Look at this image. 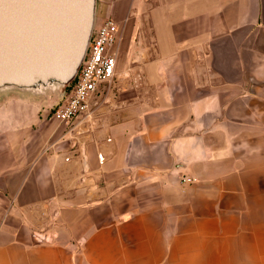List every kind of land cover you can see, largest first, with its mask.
Returning <instances> with one entry per match:
<instances>
[{
    "label": "crops",
    "instance_id": "crops-1",
    "mask_svg": "<svg viewBox=\"0 0 264 264\" xmlns=\"http://www.w3.org/2000/svg\"><path fill=\"white\" fill-rule=\"evenodd\" d=\"M108 19L87 120L0 102V264H264V0H97Z\"/></svg>",
    "mask_w": 264,
    "mask_h": 264
},
{
    "label": "water",
    "instance_id": "water-1",
    "mask_svg": "<svg viewBox=\"0 0 264 264\" xmlns=\"http://www.w3.org/2000/svg\"><path fill=\"white\" fill-rule=\"evenodd\" d=\"M97 0H0V90L46 92L75 81Z\"/></svg>",
    "mask_w": 264,
    "mask_h": 264
},
{
    "label": "built area",
    "instance_id": "built-area-1",
    "mask_svg": "<svg viewBox=\"0 0 264 264\" xmlns=\"http://www.w3.org/2000/svg\"><path fill=\"white\" fill-rule=\"evenodd\" d=\"M119 26L111 19L94 28L90 45L74 86L67 101L53 109L49 118L72 124L87 120L92 114L95 97L110 84L116 69V55L111 51L118 40ZM103 160L102 156H99ZM196 178L184 176L183 183H194ZM35 240L51 243L53 237L45 232H36Z\"/></svg>",
    "mask_w": 264,
    "mask_h": 264
},
{
    "label": "rangeland",
    "instance_id": "rangeland-1",
    "mask_svg": "<svg viewBox=\"0 0 264 264\" xmlns=\"http://www.w3.org/2000/svg\"><path fill=\"white\" fill-rule=\"evenodd\" d=\"M73 86H74V82H72L67 87L60 86V87L55 88L53 90H48L44 93H43V91L39 92L36 90H20V89L6 88L3 90H0V102L1 103L4 102L3 100L7 99L10 96L17 95L19 97V96L25 95L26 97H31L33 102L37 103L39 105V107L41 108V110H43V103H45V102H43V98H44V101L45 100L48 101L46 104L48 105L47 109L50 110V112H49V114H50L53 111V109L57 108V106L60 105V103L58 105H53V104H55L54 101L57 98L62 99L63 102H64V100L67 101L68 97L71 94ZM57 102H58V100H57Z\"/></svg>",
    "mask_w": 264,
    "mask_h": 264
},
{
    "label": "bare ground",
    "instance_id": "bare-ground-1",
    "mask_svg": "<svg viewBox=\"0 0 264 264\" xmlns=\"http://www.w3.org/2000/svg\"><path fill=\"white\" fill-rule=\"evenodd\" d=\"M68 92V91H67Z\"/></svg>",
    "mask_w": 264,
    "mask_h": 264
}]
</instances>
